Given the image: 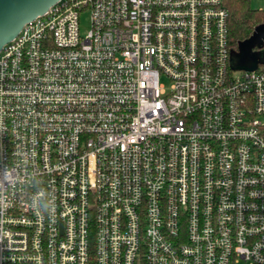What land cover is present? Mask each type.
Here are the masks:
<instances>
[{
	"label": "built area",
	"instance_id": "built-area-1",
	"mask_svg": "<svg viewBox=\"0 0 264 264\" xmlns=\"http://www.w3.org/2000/svg\"><path fill=\"white\" fill-rule=\"evenodd\" d=\"M227 16L58 0L2 46L0 264H264V63Z\"/></svg>",
	"mask_w": 264,
	"mask_h": 264
},
{
	"label": "water",
	"instance_id": "water-1",
	"mask_svg": "<svg viewBox=\"0 0 264 264\" xmlns=\"http://www.w3.org/2000/svg\"><path fill=\"white\" fill-rule=\"evenodd\" d=\"M58 0H0V49L14 38L24 23L42 15ZM257 42L264 43V23L256 25L251 34L239 41L230 53L232 69L253 70L261 60V53L254 51Z\"/></svg>",
	"mask_w": 264,
	"mask_h": 264
},
{
	"label": "trees",
	"instance_id": "trees-1",
	"mask_svg": "<svg viewBox=\"0 0 264 264\" xmlns=\"http://www.w3.org/2000/svg\"><path fill=\"white\" fill-rule=\"evenodd\" d=\"M223 2L228 14L229 43L232 50H236L239 41L248 37L256 25L264 23V12L251 8L249 0H223Z\"/></svg>",
	"mask_w": 264,
	"mask_h": 264
},
{
	"label": "rangeland",
	"instance_id": "rangeland-1",
	"mask_svg": "<svg viewBox=\"0 0 264 264\" xmlns=\"http://www.w3.org/2000/svg\"><path fill=\"white\" fill-rule=\"evenodd\" d=\"M250 7L256 10H261L264 12V0H249ZM89 28V20H88V13L87 12H82L80 15V22H79V29L80 33L84 34ZM254 51L259 52L262 54L264 47L260 42H257V46L254 47ZM261 60H264V54L261 55ZM161 83H163L168 89V86L170 84V81L164 77L161 76L160 78Z\"/></svg>",
	"mask_w": 264,
	"mask_h": 264
}]
</instances>
